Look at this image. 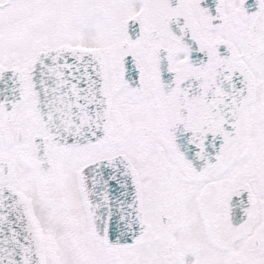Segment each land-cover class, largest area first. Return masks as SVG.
Masks as SVG:
<instances>
[{"label":"snow or ice","instance_id":"6c2138e0","mask_svg":"<svg viewBox=\"0 0 264 264\" xmlns=\"http://www.w3.org/2000/svg\"><path fill=\"white\" fill-rule=\"evenodd\" d=\"M0 264H264V0H0Z\"/></svg>","mask_w":264,"mask_h":264}]
</instances>
